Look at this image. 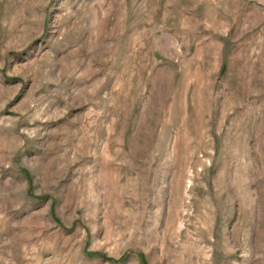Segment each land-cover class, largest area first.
Instances as JSON below:
<instances>
[{"label": "rangeland", "instance_id": "374dc122", "mask_svg": "<svg viewBox=\"0 0 264 264\" xmlns=\"http://www.w3.org/2000/svg\"><path fill=\"white\" fill-rule=\"evenodd\" d=\"M0 264H264V0H0Z\"/></svg>", "mask_w": 264, "mask_h": 264}]
</instances>
